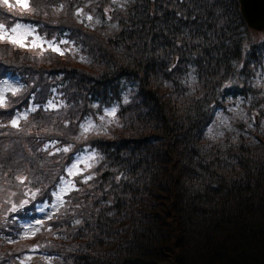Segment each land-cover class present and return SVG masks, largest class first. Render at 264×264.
Instances as JSON below:
<instances>
[{
    "label": "trees",
    "instance_id": "obj_1",
    "mask_svg": "<svg viewBox=\"0 0 264 264\" xmlns=\"http://www.w3.org/2000/svg\"><path fill=\"white\" fill-rule=\"evenodd\" d=\"M10 1L0 22L44 42L0 41V82L21 85L0 106V264L24 260L23 220L93 153L25 237L30 264H264V31L239 1Z\"/></svg>",
    "mask_w": 264,
    "mask_h": 264
},
{
    "label": "rangeland",
    "instance_id": "obj_2",
    "mask_svg": "<svg viewBox=\"0 0 264 264\" xmlns=\"http://www.w3.org/2000/svg\"><path fill=\"white\" fill-rule=\"evenodd\" d=\"M119 1L120 0H113L114 3H118ZM9 4L14 5L13 2L10 1V0H9ZM0 5L1 6L4 5L2 0H0ZM8 9H11V8L8 7ZM7 12H12V11L7 10ZM106 12L108 13L109 9H106ZM3 23L4 22H0V24H3ZM19 24L22 26L19 34L23 37L24 42L28 43V45H26V46L31 45V43L33 44L34 41H35L36 44H41L40 41L44 42V40L42 38L40 40L39 36L34 32V29L31 26L27 25L24 22H22V23L19 22ZM11 28L12 27H8L7 29L10 30ZM25 33H27V34H25ZM258 37L261 38V36H258ZM12 45H14V44H12ZM14 46H19V45H14ZM5 81H7V83L11 84L13 88L21 89V85H20V81L19 80L11 81V80L7 79ZM5 81L0 82V91H2L3 83ZM9 92H11V91L3 93L5 99H6V96H7V94ZM32 108L36 109L35 106H31L29 109H25L23 111H19L18 110L17 113L13 116V118L8 119L7 121L3 122L2 124L4 126L5 125H11V121L13 119H18L20 121L21 119L23 120V119L28 118L34 112V111H31ZM25 114H27L26 118H24ZM220 114L222 115V118L229 119V115L228 114H224V113H220ZM253 119H254V121H256L257 124L259 123V120L257 119L256 115L254 116ZM103 120H104L103 122H106V123L108 122L107 117L103 118ZM91 125H93V124H91ZM95 127L96 126L92 127L89 131H91ZM98 128H101V126H99ZM223 134L224 133H218L216 135H212L211 134V136L216 138V137L223 136ZM58 149H60V148H58ZM58 152H60V151H58ZM74 164H78V169H76L75 171H77L79 173H83V172L91 169V167H92V159L89 160L88 157H79L77 160H75ZM72 165L73 164L69 165L66 168V177L63 178V180L60 183L62 186L58 189L57 192L54 193L53 197L49 201L45 202L43 205H41L39 210H37V218H36L37 220L36 219H24L23 223L21 224L22 227H23L22 231H21L23 233V235H17V233H15V235H17V237L19 236L20 239L24 238L23 240L18 242L20 244L17 245V246H20L22 249L27 248L25 253L23 252L20 255V258L24 259L25 264H30V261L32 260L31 258H35V257H39L40 256V255H38V247H37V245L32 243V241L25 240V237L27 235H29V236L34 235L37 232V229H39L40 226L43 225V224H41V222L49 219V217H51L53 213L55 214L57 212V210L59 209V207L64 203L65 194L68 193L69 190L65 193V192H62L61 189H64L65 187H68L69 182L73 186V187L70 188V190L75 187L74 182H73L74 181L73 180V176H75V175H69V171H68L69 169L72 168ZM88 165H91V167H88ZM76 175H78V174H76ZM84 178L85 177H83L82 179L84 180ZM30 196L32 197L31 193H30ZM13 237L14 236H12V238ZM29 242H31V243H29ZM34 248H35V250L32 251L31 249H34ZM28 258H30V259H28Z\"/></svg>",
    "mask_w": 264,
    "mask_h": 264
},
{
    "label": "snow or ice",
    "instance_id": "obj_3",
    "mask_svg": "<svg viewBox=\"0 0 264 264\" xmlns=\"http://www.w3.org/2000/svg\"><path fill=\"white\" fill-rule=\"evenodd\" d=\"M2 2H3L4 5L8 6L9 8H11L13 6V5L9 4V0H2ZM16 4L19 7L23 8V9L29 8V4H28L27 0H16ZM80 14H81V12L78 11L77 12V15H80ZM86 19L89 20V21H91L93 19V17L89 15V16L86 17ZM97 22H99V21H97ZM21 28H22V26L19 23H17L10 30L7 29L5 25L0 24V41H7V42L12 43L14 45H19L21 47H24L25 45H24L23 37L19 34ZM25 34H27V33H25ZM62 43H67V41H63ZM32 46L33 47H36L37 46L36 43H35V41L33 42ZM50 47H52V50L53 51L60 52L61 55L64 54V52L61 51L58 47H54L52 45H50ZM84 59H85L84 57H81V60L82 61ZM8 91H11L12 94L15 95L18 91H20V89L13 88L11 84H9V83H7V81H5L3 83V89H2V91H0V106H3L4 103H5V98H4L3 93L4 92H8ZM56 107L57 106L55 104H53L51 101H49L48 108L50 110L51 109H55ZM35 110H36L35 108H32L31 109V111H35ZM115 114H116V109L115 108H113L110 112L107 113V115L113 116V117L115 116ZM26 116H27V114L24 115V118H26ZM18 125H19V120L18 119H13L11 121V126L18 127ZM82 127L84 129V132H87V131H89L93 127V125L89 124L87 127H85V126L82 125ZM47 147H49V145H46L45 146V148H47ZM70 147L71 146L65 147L63 149H57V151H61L62 150L64 152H68L70 150ZM90 159H95V154L94 153L92 154V156L90 157ZM88 167H91V165H88ZM76 169H78V164H73L72 165V168L68 170L69 171V175L82 174V173H79V172L75 171ZM92 178L93 177L91 175L90 176H87V177L84 178V182L86 183L88 180H91ZM17 179H19L21 183H24L26 177H17ZM71 187H73V186L69 182L68 187H65L64 189H61V191L66 193L68 190H70ZM38 191L39 190H37V192ZM36 194H37L36 192H32L31 193L32 198H35ZM28 202H29L28 200H24L20 204V207H24L25 205L28 204ZM16 207H17L16 205H13L12 206V210L15 211L16 210ZM49 218H51V217H49ZM76 223L79 224L80 221L77 220ZM37 231H38V229H37ZM10 242H12V241H10ZM31 250L34 251L35 248L34 249H31ZM28 259H30V258H28ZM20 264H25L24 260H21L20 261Z\"/></svg>",
    "mask_w": 264,
    "mask_h": 264
},
{
    "label": "water",
    "instance_id": "obj_4",
    "mask_svg": "<svg viewBox=\"0 0 264 264\" xmlns=\"http://www.w3.org/2000/svg\"><path fill=\"white\" fill-rule=\"evenodd\" d=\"M243 18L249 28L264 30V0H238Z\"/></svg>",
    "mask_w": 264,
    "mask_h": 264
}]
</instances>
